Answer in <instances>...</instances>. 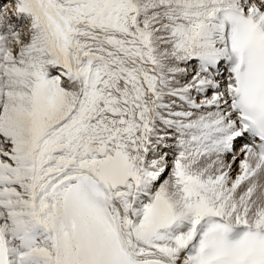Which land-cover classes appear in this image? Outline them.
Segmentation results:
<instances>
[{
  "label": "snow or ice",
  "instance_id": "obj_1",
  "mask_svg": "<svg viewBox=\"0 0 264 264\" xmlns=\"http://www.w3.org/2000/svg\"><path fill=\"white\" fill-rule=\"evenodd\" d=\"M0 264H264V0H0Z\"/></svg>",
  "mask_w": 264,
  "mask_h": 264
}]
</instances>
